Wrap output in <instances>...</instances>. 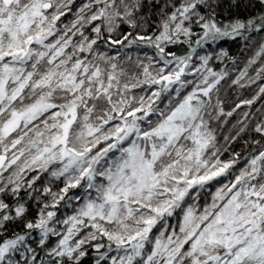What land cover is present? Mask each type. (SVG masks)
Instances as JSON below:
<instances>
[{
    "label": "snow or ice",
    "instance_id": "6c2138e0",
    "mask_svg": "<svg viewBox=\"0 0 264 264\" xmlns=\"http://www.w3.org/2000/svg\"><path fill=\"white\" fill-rule=\"evenodd\" d=\"M0 264H264V0H0Z\"/></svg>",
    "mask_w": 264,
    "mask_h": 264
},
{
    "label": "trees",
    "instance_id": "16d2710c",
    "mask_svg": "<svg viewBox=\"0 0 264 264\" xmlns=\"http://www.w3.org/2000/svg\"><path fill=\"white\" fill-rule=\"evenodd\" d=\"M77 2L79 3V0H77ZM226 47H227V45H226ZM251 94H252V91L250 89H243V90H240L239 92H230V95H232L233 98H235V96H237V95L241 96L242 98L243 97H250ZM234 122H235V117L233 118V120L230 123H234ZM228 129H229V126L226 125V126H224L223 130L218 133V135L221 138V141H222L223 135L228 134ZM246 147L247 146L243 144V140H240L237 143L233 144V148L238 152L241 151L242 148H246Z\"/></svg>",
    "mask_w": 264,
    "mask_h": 264
}]
</instances>
